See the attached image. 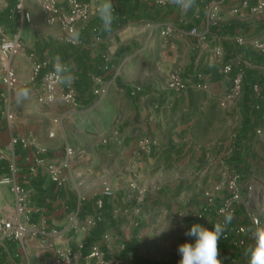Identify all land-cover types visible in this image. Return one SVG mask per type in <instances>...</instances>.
<instances>
[{
    "label": "crops",
    "instance_id": "obj_1",
    "mask_svg": "<svg viewBox=\"0 0 264 264\" xmlns=\"http://www.w3.org/2000/svg\"><path fill=\"white\" fill-rule=\"evenodd\" d=\"M17 1L0 0V24L10 35L19 34L23 43L12 62L18 85L10 103L4 102L0 89V178L10 174L12 162L17 164L13 177L28 192L29 220L24 221L28 231L22 240L0 232V264H54L57 250L64 248L75 253V264H179L178 247L194 243L195 238L185 233L196 221L189 218L187 227L180 231L169 225L177 223L176 210H169L171 214L164 211L160 216L162 226H154L150 219L156 217L157 210H149V186L156 182L167 186L165 176L171 172L177 194H181L187 176L192 179L190 183L212 180L206 171L196 176L191 172L197 165L210 168L207 159H200L202 144L194 140V130L201 122L210 130L213 120L209 109L215 101L224 110L236 109L243 115L226 163L239 170L247 165L244 143L256 138L255 126L264 117V111L253 107L252 96L255 84L264 87L260 71L264 52L248 39L243 44L235 39L260 37L264 13L231 9L229 0L209 5L205 1L210 0H195V6L187 11L170 0L163 4L155 0H112L115 12L111 32L103 31L99 15L80 24L70 37L58 23H44L51 28L48 32L35 25V20L36 34L28 39L26 27L37 12L35 1L40 6L41 2L25 1V10L30 13L27 20L15 10ZM212 7L221 20L210 24L207 17ZM167 22L176 30L164 37L160 30ZM193 28L205 32V38L193 34ZM55 30L61 31V37ZM31 52L48 60L50 68H54L57 56L69 66L78 103L71 106L58 98L43 105L37 99L33 113L21 117L14 114L9 120L7 111L19 88L29 85L27 89L38 96L40 79L34 83L30 80ZM228 63L233 69L225 74L223 67ZM173 71L188 82H194L202 72L210 88L173 92L167 87ZM240 72L243 101H225L223 96ZM103 88L106 93H96ZM26 101L31 105L30 98ZM147 138L153 143L144 148ZM67 145L78 151L62 180L56 181L49 166L65 159ZM107 186L113 195L103 196ZM102 196L104 207L97 224L87 230L75 228L70 215L75 213L81 222L95 215V201ZM159 203L163 204L161 199ZM155 204L154 199L153 207ZM14 213L11 184L0 183V220ZM205 219L204 227L209 229L216 223L214 213ZM94 244L101 246L102 259L90 256ZM225 246L222 243V253Z\"/></svg>",
    "mask_w": 264,
    "mask_h": 264
},
{
    "label": "rangeland",
    "instance_id": "obj_2",
    "mask_svg": "<svg viewBox=\"0 0 264 264\" xmlns=\"http://www.w3.org/2000/svg\"><path fill=\"white\" fill-rule=\"evenodd\" d=\"M220 1L224 2L226 0L205 1V5H209L213 2L218 3ZM229 1L231 9L244 8L245 12H251V7L257 0H247L248 7L243 6L245 0ZM35 2L37 3V12L34 13L32 21L29 22V25L26 27L28 39L29 37L34 38V34H36L34 31L35 20L38 21L35 25H38L45 31H51V28L44 24L48 22L44 21L40 4L37 1ZM214 8L215 7H212L210 12H208L207 19L210 24L214 22L218 23L221 20L218 16L214 15ZM262 13H264V11L255 14L261 15ZM263 28L264 26H262V29ZM36 30L40 29L36 28ZM55 31V33L61 37V31ZM249 36L250 35H247L248 38H246V36L242 37L245 41L248 39L247 42L252 41L254 48L264 52V31L261 33L260 37L249 38ZM260 71L264 74V65L261 66ZM32 75L33 68L30 80ZM28 86L29 85H26L24 88H28ZM18 90H20V88ZM16 93L10 110L12 114L21 117L33 113L35 111L34 108L37 107L38 104L36 96L30 92L33 94V96H29L31 106L26 104V100H22L18 103ZM244 94L243 91L240 96L229 99L228 101L235 102L239 99L241 104ZM252 96L254 99V108H256L255 103L257 101L261 100L264 103V87L258 84V90L255 91L253 89ZM209 112L213 120V124H210V126L212 125L210 130H208L204 122L199 123L194 130L196 132L194 140L202 144L199 146V150H203V153L200 154V159H207L210 168L205 170L206 168L203 167V165H197L196 170L192 171L191 175L196 176L199 172L206 171L212 180L208 182L204 181L205 183H203V181H194L190 183L192 179H189V176H187L186 181L182 182L181 194L176 193L175 181H172L170 178L173 172L165 176V181L168 183L167 186H160L158 182L153 183L149 186V210L152 211L155 209L157 210V214L156 217L150 219V223H153L154 226H162V222H159L162 221V217H160L162 213L164 211L170 213L171 211L169 210H176L174 215L177 219V223H170L169 225L183 231V229L187 227L189 218L196 221L195 224L198 223L202 226H206L207 220L205 216L214 213L216 223L219 222L223 224L224 215L231 212L233 213L232 222L226 226L225 232L219 240V259H221L222 264H249V255L246 254L245 250L254 244L253 232L258 227L264 228V117L261 124L254 129L256 138L247 140L244 143L242 151L245 156H247L248 163L243 169L239 170L229 162V164H227L226 161L233 152L232 142L234 134L240 128L243 115L236 109L231 111L224 110L223 106L216 103V101L211 109H209ZM259 128L261 129L260 133L256 132ZM206 131L210 132L208 133ZM251 157H253V159ZM211 171L212 173H210ZM236 194H238L237 197H235ZM154 199L156 200L155 207H153ZM160 199L163 203L161 205H159ZM209 203L210 206H208ZM136 207L138 206H133L134 209ZM205 208H207L206 211ZM201 213L203 216L198 217ZM213 227H211V229ZM242 228H244V231H240ZM225 234H227V236H224ZM222 241L226 242L223 253L221 252ZM233 248L234 251L232 250Z\"/></svg>",
    "mask_w": 264,
    "mask_h": 264
},
{
    "label": "built area",
    "instance_id": "obj_3",
    "mask_svg": "<svg viewBox=\"0 0 264 264\" xmlns=\"http://www.w3.org/2000/svg\"><path fill=\"white\" fill-rule=\"evenodd\" d=\"M25 1L18 0L15 10L23 15L24 18L30 20V13L25 10ZM44 12L45 20L49 24L58 23L67 32V36L76 34L80 24L89 22L94 16L98 15L97 6L100 0H39ZM158 4L165 3L166 0H155ZM244 7H248V1H244ZM264 11V0H257L251 7L252 13H260ZM97 30V27H94ZM176 30L173 23H164L161 26L160 34L164 37L171 36ZM193 34L199 35L200 39L205 38V32H199L197 28L192 29ZM235 41L239 44L245 43L242 36L236 37ZM259 46V45H258ZM23 49V43L19 34L10 35L4 26L0 24V89L1 96L5 103H10L11 94L17 88L18 79L16 70L12 64L14 58ZM218 53H221L218 51ZM30 58L33 61V75L31 80L36 81L40 79V86L38 91V102L43 105H49L55 102L58 98L65 104L75 106L77 105V89L72 81L71 85L59 82V78L55 74L54 68L49 67V62L46 59L40 58L35 52L30 53ZM233 69V64L228 63L223 67L225 74H230ZM167 87L173 92H182L189 88H196L200 90H209L210 85L205 80L202 72L198 73L194 82L184 80L178 71H173L169 74L167 80ZM255 91L258 90V84L253 86ZM106 89L96 90L98 94L106 93ZM243 92V76L240 72L233 78V84L224 96L225 101L240 96ZM11 111H7L9 120L13 118ZM256 132L260 133L259 128ZM51 135H53L51 133ZM15 141V139H14ZM153 143L152 139L143 140V147L147 148ZM77 149L67 145L65 150V159L58 165L51 164L49 166L51 177L56 180H62V174L69 168L70 159L75 156ZM10 174L0 178V183L11 184V189L15 196V213L12 217L0 220V232L3 236L22 240L28 231L24 221L29 220V211L27 208L28 192L13 176L18 171V166L15 162L10 165ZM113 190L106 187L103 191V196L113 195ZM100 197L95 201L97 207L96 214L86 218L83 222L79 221L77 215L72 213L69 217L70 222L75 228L87 230L97 224L101 219V210L104 207V198ZM238 194L235 195L237 197ZM210 206V203L208 204ZM207 208H205V211ZM199 214L198 217H202ZM240 231H244L242 228ZM224 236H227L225 234ZM91 257L102 259L103 251L99 244H94L90 252ZM76 255L70 248L58 249L54 264H75Z\"/></svg>",
    "mask_w": 264,
    "mask_h": 264
},
{
    "label": "clouds",
    "instance_id": "obj_4",
    "mask_svg": "<svg viewBox=\"0 0 264 264\" xmlns=\"http://www.w3.org/2000/svg\"><path fill=\"white\" fill-rule=\"evenodd\" d=\"M171 3L180 9L187 11L195 6V0H170ZM115 8L112 0H100L97 6L99 19L102 21V28L105 32L112 31ZM55 74L59 82L71 85L73 76L68 65L62 64L60 57L55 58L53 65ZM30 89L22 88L17 91L16 99L20 103L29 98ZM223 212V210H222ZM233 213L224 215L223 224L217 222L212 229L200 224H193L185 233L186 236L194 237V243L185 242L178 247L181 254L179 264H222L219 259V240L224 234L226 226L232 222ZM254 244L247 248L249 264H264V228H257L253 232Z\"/></svg>",
    "mask_w": 264,
    "mask_h": 264
},
{
    "label": "trees",
    "instance_id": "obj_5",
    "mask_svg": "<svg viewBox=\"0 0 264 264\" xmlns=\"http://www.w3.org/2000/svg\"><path fill=\"white\" fill-rule=\"evenodd\" d=\"M264 103L261 101V100H259V101H257L256 103H255V109H257V110H259V111H264V105H263ZM258 107V108H257ZM258 114V113H257ZM256 114V115H257ZM258 116V115H257ZM259 126V124L258 125H256L255 126V128L256 127H258ZM100 231H102V229L101 230H99V232ZM222 243H226V242H224V241H222Z\"/></svg>",
    "mask_w": 264,
    "mask_h": 264
}]
</instances>
